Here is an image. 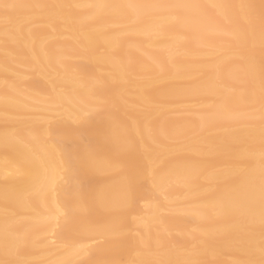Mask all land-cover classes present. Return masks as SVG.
I'll return each mask as SVG.
<instances>
[{
	"label": "bare ground",
	"instance_id": "6f19581e",
	"mask_svg": "<svg viewBox=\"0 0 264 264\" xmlns=\"http://www.w3.org/2000/svg\"><path fill=\"white\" fill-rule=\"evenodd\" d=\"M1 18L0 77L15 64L55 77L0 84V121L64 118L0 126V264H78L86 233L105 240L80 264H264V0H0ZM194 97L211 104L167 116ZM57 219L55 253L38 234Z\"/></svg>",
	"mask_w": 264,
	"mask_h": 264
},
{
	"label": "rangeland",
	"instance_id": "374dc122",
	"mask_svg": "<svg viewBox=\"0 0 264 264\" xmlns=\"http://www.w3.org/2000/svg\"><path fill=\"white\" fill-rule=\"evenodd\" d=\"M18 22H23L22 21V18H20V17H17V23ZM10 23V21L8 22V20H5L4 18H1L0 19V24H1V26H4V27H9V26H11V23ZM24 23V22H23ZM22 23V24H23ZM33 23L31 22L30 24H29V27H39V26H42L43 25V23H41V22H39V23H34L33 25H32ZM31 25V26H30ZM129 25V24H128ZM128 25H126V26H128ZM113 27L114 28H123V27H125V24H115V25H113ZM10 28V27H9ZM8 28V29H9ZM129 34V33H128ZM124 35H127V33H124ZM54 38H58V36H54V37H52V39L51 40H53ZM67 38V36L65 35V36H62L60 39L61 40H63V39H66ZM0 43H1V40H0ZM208 48V49H207ZM152 49H155V48H152ZM202 49H204V50H211L212 48L211 47H208V46H203L202 47ZM177 50H179L178 48H177ZM213 50V49H212ZM97 52L99 53V54H102V53H104L105 52V50L103 49V48H98V50H97ZM180 52V51H179ZM182 52V51H181ZM178 53V54H182V53ZM206 53V52H205ZM218 54V53H217ZM204 55V54H203ZM200 55V57H204L205 58V56H207L208 58H214L215 56L214 55H216V52L215 53H213V54H210V55ZM206 57V58H207ZM216 57H217V55H216ZM215 57V58H216ZM207 58V59H208ZM68 59L69 60H71L72 62H76V61H84V62H86V59L84 58V57H82V56H74V57H68ZM15 66V68L18 70V71H9V73H7L6 75H8L9 77H7V76H4L5 77V79H4V77L2 76V77H0V84H2V83H8L7 81V79H9V81L11 82V81H17V80H21V82H20V89H22V90H27V87L23 84L24 82H26L27 80H29V79H33V78H38V79H41V81L42 82H44L45 84H47V83H49V81L52 79V78H54L55 77V75L54 74H52V72H51V74L49 75V76H47V77H43V76H41V75H39L38 74V72L37 71H35V69H33V68H29V67H26V66H23V65H18V64H15L14 65ZM101 72H107L105 69H102L101 70ZM140 75H138V77L136 76L135 78H134V76H132V80H133V78L136 80V82H141V81H143L144 79H142V77L143 78H145V76L144 75H142V77L140 76ZM7 77V78H6ZM149 77H151V76H149ZM3 78V79H2ZM146 78H148V76H146ZM181 80H182V78H180ZM168 79H162V80H160V81H156V83L154 84L156 87H161V85L162 84H164L166 81H167ZM179 80V79H178ZM185 80H187L186 78H185ZM185 80L183 79L180 83H185ZM134 81V80H133ZM153 85V86H154ZM181 85H183V84H181ZM160 87H159V89H160ZM57 90L58 91H63L64 90V87L62 86V85H57ZM133 88V87H132ZM131 88V89H132ZM131 89H129V91H131L130 93H132V90ZM160 90H162V88L160 89ZM130 93L129 92H127L126 94H125V96H128V95H130ZM44 98L45 97H47V96H43ZM129 97V96H128ZM131 97V96H130ZM195 98V97H194ZM190 99V100H185V101H183L182 100V102H180L179 101V103H177L178 101H174V102H176V103H172L170 106H168L167 108H168V112H167V114L169 113L170 115H171V117L173 116V117H175V118H178V117H180L182 114V116H191V114H192V116L196 113V111L197 110H200V109H202V108H206V107H208L210 104H211V101H209V102H207V103H205L204 102V104L202 103V100H199L197 97L195 98V99ZM103 102V101H102ZM132 104H127V110H128V108H130L129 106H131ZM136 105H138L137 107H133V106H136ZM136 105H133V106H131V108L130 109H134V108H136V110L137 111H141V112H148V111H150V108L152 107L151 105H145V104H143V106H141L140 104H136ZM204 106H206V107H204ZM193 107V108H192ZM97 109H98V107H96ZM146 108V111L144 110ZM197 108V109H196ZM35 109V108H34ZM32 110V109H29V111L30 110H32L31 112H24V113H22V115L20 116V115H16V116H12V117H10V118H12L13 120H14V122H9L8 120L6 121V120H4V121H0V126H8V127H10V128H12V129H15L17 126H16V122L17 121H24V120H30V118H34L35 119V117L39 120V119H41V120H39V121H42L43 119L45 120V122L46 121H48V126H51V125H53L54 123H56V122H58V121H60V120H62L63 118H64V115H62L61 114V112L59 111V110H51V109H49V110H42V109H37V110H39V111H37V110ZM87 109H95L93 106L92 107H88ZM194 110V111H192V110ZM167 110V109H166ZM187 110V111H186ZM139 111V112H140ZM183 111H184V113H183ZM189 111H192V112H194V113H192V112H189ZM28 115H27V114ZM32 113V114H31ZM188 113H189V115H188ZM191 113V114H190ZM30 114V115H29ZM167 115L168 117L170 116V115ZM86 115H90L89 114V112H86ZM29 116V117H28ZM32 116V117H31ZM48 117V118H47ZM62 117V118H61ZM5 118V116H3V115H1L0 114V119H4ZM28 118V119H27ZM43 118V119H42ZM45 118H47V119H45ZM50 118V119H49ZM255 119H257V118H255ZM16 120V121H15ZM43 120V121H44ZM72 120V119H71ZM70 120V121H71ZM52 123V124H51ZM71 123V122H70ZM72 124V123H71ZM73 124H76L77 125V123L74 121V123ZM98 132H100L101 130H97ZM47 138H49V136L47 135ZM170 140V141H169ZM168 141V143H169V145H170V149H171V153H170V155L172 154L173 156L174 155H177L179 152H177L178 150H177V148L175 149V147L177 146L178 147V145L179 144H181V140L182 139H180V140H174V141H172L171 139H169ZM183 141V140H182ZM184 142V141H183ZM182 142V143H183ZM85 143H87V142H85ZM174 148V149H173ZM173 150V151H172ZM174 150L176 151L175 153H174ZM177 153V154H176ZM95 176V175H94ZM94 176L91 178L92 179V181L94 180ZM96 177V176H95ZM2 180H4L5 178H1ZM95 181V180H94ZM91 186H93V185H91ZM184 192V191H183ZM184 193H186V192H184ZM183 193V194H184ZM160 195V198H164V196H163V194H159ZM162 196V197H161ZM152 199V198H151ZM179 199V198H178ZM180 200H182V198H180ZM149 202V200H146V201H140L139 203H138V206L140 207V211H139V214H140V216H138V214L135 216V215H130V218H132V216L134 217V219H137L138 217H140V218H142L141 216H144V207H146L145 205H146V203H148ZM167 203V202H166ZM172 204H174L173 203V201L171 202ZM167 209H166V212L167 211H171L172 210V208H170V209H168V207H166ZM143 213V214H142ZM170 213V212H169ZM25 214V213H24ZM164 214V213H163ZM165 214H168V212L167 213H165ZM23 215V214H22ZM64 214L62 213V215L61 216H63ZM138 216V217H137ZM22 217H25L26 218V215H23V216H21L20 218H22ZM60 219V218H59ZM59 219H57L58 221H57V225H54V227H53V229H52V231H44V232H41V233H39L38 234V237L40 238V239H48L49 240V238H51V237H53V235L56 237H54L55 239V241L54 242H51V246H53L54 247V245H59V246H62L61 245V242H58L59 240H62L63 241V239H62V236H64V234L65 233H63V231H62V229L60 228V221H59ZM59 224V225H58ZM133 227V228H132ZM132 229V230H131ZM133 229H135V230H133ZM136 229H139L138 228V226H131V228H130V230L128 231L129 232V234H131V235H137V233L139 232L138 230H136ZM190 232L191 231H194L195 229L194 228H192V227H189V229H188ZM66 233H71L70 232V230L69 231H66ZM176 232H172V234H175ZM177 234V233H176ZM175 234V235H176ZM52 235V236H51ZM51 236V237H50ZM47 237H49V238H47ZM58 238V239H57ZM104 238L103 237H100L99 235H95V234H93V233H86V234H84L83 235V242H84V248L87 250L86 251V253L85 254H83L81 257H79L78 259H77V263L78 264H80V262L81 263H83V261H84V259L85 258H87L88 256H90V253H91V250L94 248V247H97V246H99V245H102L103 243H104ZM64 242V241H63ZM54 243V245H52ZM57 243V244H56ZM76 244H77V241H75V240H67V241H65V245L66 246H76ZM59 246H58V248H56L55 247V253L57 252V251H60V250H62L63 248H64V246H62L61 248H59ZM65 246V247H66ZM56 249H58V250H56ZM228 257V256H227ZM226 256L224 257V259H226L227 258ZM46 258H48V257H45L44 255H41V254H37V253H35V252H31L28 256H26V257H22L21 258V260H23V264H50V260H48V259H46ZM228 259V258H227ZM229 260H230V257H229ZM229 260H226V261H229ZM5 261V260H4ZM3 263V262H2ZM119 263L120 264H125V258L123 257V255H121L120 256V260H119ZM133 264V263H132Z\"/></svg>",
	"mask_w": 264,
	"mask_h": 264
},
{
	"label": "snow or ice",
	"instance_id": "6c2138e0",
	"mask_svg": "<svg viewBox=\"0 0 264 264\" xmlns=\"http://www.w3.org/2000/svg\"><path fill=\"white\" fill-rule=\"evenodd\" d=\"M6 7H7V6H6ZM86 163L98 164V163H102V162L93 159V160H91V161H86Z\"/></svg>",
	"mask_w": 264,
	"mask_h": 264
}]
</instances>
